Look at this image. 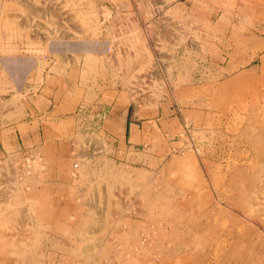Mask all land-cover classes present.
Returning <instances> with one entry per match:
<instances>
[{"label": "rangeland", "instance_id": "obj_1", "mask_svg": "<svg viewBox=\"0 0 264 264\" xmlns=\"http://www.w3.org/2000/svg\"><path fill=\"white\" fill-rule=\"evenodd\" d=\"M42 85L141 127L0 143V264H264V0H0L3 107Z\"/></svg>", "mask_w": 264, "mask_h": 264}, {"label": "crops", "instance_id": "obj_2", "mask_svg": "<svg viewBox=\"0 0 264 264\" xmlns=\"http://www.w3.org/2000/svg\"><path fill=\"white\" fill-rule=\"evenodd\" d=\"M124 76L125 74H121L119 77L123 78ZM107 86L112 88L110 83ZM43 87L44 85L40 88L39 96H35V100L40 103L38 105L32 103V100H29V96L25 98L26 93H21V96H19L14 103H9L7 107H3L2 100L0 99V143L3 141L11 142L13 137H20L22 142L35 144L41 140V136H39V127H41L42 122L45 121L55 122L63 118L71 117L75 125L79 124V118L75 113L76 110L74 109L72 112L66 111L68 106L53 103V98L41 92ZM96 95V93H90L89 98H91V100H89V102L94 108L106 110L103 123L106 121V117L112 116L114 119L119 118L116 114H118L122 108L116 105L109 107L107 104L97 103L95 102ZM125 111L122 110L120 114V124L124 127L130 138L132 127L136 126L140 129L141 125L138 123L126 122Z\"/></svg>", "mask_w": 264, "mask_h": 264}, {"label": "built area", "instance_id": "obj_3", "mask_svg": "<svg viewBox=\"0 0 264 264\" xmlns=\"http://www.w3.org/2000/svg\"><path fill=\"white\" fill-rule=\"evenodd\" d=\"M104 110V109H102ZM101 110V111H102ZM79 118V123L84 124L87 117H91L89 121H92L93 126H100V121L103 118V111L101 113H98V110H94L92 106L89 105H81L77 108L75 112ZM95 147H91L92 151L95 150ZM77 166V163L75 164V167Z\"/></svg>", "mask_w": 264, "mask_h": 264}]
</instances>
